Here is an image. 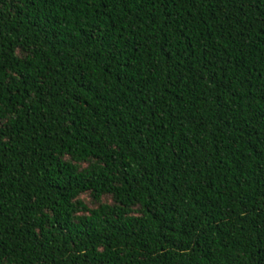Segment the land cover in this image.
<instances>
[{"label": "trees", "instance_id": "obj_1", "mask_svg": "<svg viewBox=\"0 0 264 264\" xmlns=\"http://www.w3.org/2000/svg\"><path fill=\"white\" fill-rule=\"evenodd\" d=\"M0 264H264V0H0Z\"/></svg>", "mask_w": 264, "mask_h": 264}, {"label": "rangeland", "instance_id": "obj_2", "mask_svg": "<svg viewBox=\"0 0 264 264\" xmlns=\"http://www.w3.org/2000/svg\"><path fill=\"white\" fill-rule=\"evenodd\" d=\"M84 199H85L87 202H89V201H90V198H89V197H87V196H85V197H84Z\"/></svg>", "mask_w": 264, "mask_h": 264}]
</instances>
